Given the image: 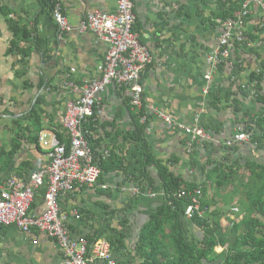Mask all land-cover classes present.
Instances as JSON below:
<instances>
[{"label": "crops", "instance_id": "crops-1", "mask_svg": "<svg viewBox=\"0 0 264 264\" xmlns=\"http://www.w3.org/2000/svg\"><path fill=\"white\" fill-rule=\"evenodd\" d=\"M60 1L64 15L75 28L62 37L48 0H0V186L11 178L29 181L33 172L50 165L53 139L69 142L64 127L68 102L79 98L78 89L86 82L102 76L108 44L92 31L80 32L76 28L92 12L115 13L118 0ZM132 1L135 32L153 55V62L142 75L144 105L188 125L200 118V124L213 131L216 139L190 149L186 134L169 129L155 115L147 131L152 153L159 160L174 158L172 169L187 184H205L203 198L211 206L202 211L218 215L216 220L227 238L226 234L246 216V186L250 182L247 164L264 168V125L257 124L263 110L252 99L236 94L243 113L238 116L232 108L234 97L230 96L240 88H254V74L264 76V0L250 4L246 15L245 0ZM226 21L235 23L244 43L230 44L228 60L208 82L205 77L212 70L208 58L221 42ZM24 32L29 33L28 37ZM13 42L30 51V55L10 52ZM66 83L78 89L67 88ZM261 86L264 88V79ZM213 96L219 97L217 108L211 104ZM129 97L124 88L115 84L101 95L100 109L90 126V139L99 152L122 144L126 133L136 128L137 110L132 108ZM39 102L44 111L41 131L25 133L20 149L11 160H5V154L13 148L15 129L19 128L15 122L27 127L29 122L24 118ZM245 113L249 117L245 118ZM238 118H245L255 127L256 141L228 147L226 142L241 132ZM230 167L231 181L217 186L214 170L225 168L231 174L226 169ZM137 169L134 162L130 170L139 174ZM46 191V186L37 191L32 214L40 216L46 212ZM137 194L140 190L121 173H106L98 186H82L75 193H64L60 207L72 238L88 241L87 237L98 233L104 235L99 240L103 241L108 235L124 234L127 248L112 249L113 257L118 264H143L144 258L137 251L139 236L165 193L159 185L124 211ZM214 218L210 215L212 222ZM182 226L190 241L198 243L203 239L204 231L194 225L192 218L185 216ZM245 231L243 226L241 234ZM236 238H231L230 246ZM165 242L173 256L170 238ZM230 246H217L200 264H223ZM0 264H66V258L57 242L46 234L0 227Z\"/></svg>", "mask_w": 264, "mask_h": 264}, {"label": "built area", "instance_id": "built-area-1", "mask_svg": "<svg viewBox=\"0 0 264 264\" xmlns=\"http://www.w3.org/2000/svg\"><path fill=\"white\" fill-rule=\"evenodd\" d=\"M260 0H245L244 15L248 6ZM264 13V4H262ZM53 16L60 29V37L70 33L75 28L69 23L63 13L60 0H55ZM136 15L132 0H118L117 11L113 14L95 11L88 14L86 20L76 28L80 32L92 31L96 37L107 43L108 54L104 60L102 76L99 79L86 82L80 89L74 84L66 83L65 87H74L80 92L76 100L67 104L64 127L69 136L68 143L53 139L50 152V165L30 176L29 181H19L15 178L7 179L0 186V227H16L24 233L38 231L54 239L63 251L66 264H118L113 257L111 244L100 241L93 249L92 256L88 257V241L74 239L66 227L67 218L62 214L60 198L64 193H74L79 187L98 186L101 168L89 143L85 124L93 118L100 109L101 95L106 89L115 84L124 88L130 96L133 108L141 109L144 106V86L142 75L145 68L153 62L150 50L142 44L139 35L135 32ZM264 24V22H263ZM236 38L244 40L243 34L232 21L224 23V34L218 48L208 58L211 72L205 80L210 82L212 74L228 60L229 49H223V44ZM208 88L205 94H208ZM161 118L169 129L176 130L188 136V147L191 149L201 143L216 142L210 130L200 124L197 118L192 125L174 120L171 116L157 112L154 108H146V114L141 122L146 123L153 116ZM254 133L239 132L226 142L228 147L251 142ZM110 151L103 152L106 160ZM46 186V212L40 216L31 213L35 196L40 187ZM200 190L197 195H201ZM180 197L183 194H178ZM203 217L200 198L193 199L185 216L192 218L195 215Z\"/></svg>", "mask_w": 264, "mask_h": 264}, {"label": "trees", "instance_id": "trees-1", "mask_svg": "<svg viewBox=\"0 0 264 264\" xmlns=\"http://www.w3.org/2000/svg\"><path fill=\"white\" fill-rule=\"evenodd\" d=\"M54 2L55 0H48L52 8L54 7ZM24 35L28 37L29 33L24 32ZM232 42L240 45L244 43V40L239 42L234 38L230 42L223 44V49H229ZM10 52H22L25 56L30 55V51L21 49L16 42L11 44ZM225 63L226 61L223 64ZM263 79V75L254 74L252 76L254 88L250 85V87L240 88L237 93L230 95L234 97L231 101L232 108L238 116L243 113L241 100L238 99V96H235L236 94L241 95L244 99H252L261 107L263 114L258 116L257 124L259 126L264 125V88L261 86ZM44 84L42 82L41 86ZM49 86L50 83H48ZM218 98V96H215V98L213 96L211 99V104L215 108H217L218 102L220 101ZM129 99L131 101L130 97ZM43 113L42 103L39 102L24 118L29 122L27 127H22L19 121L15 122L19 128L17 130L15 129L16 136L13 140V148L11 153L5 154V160H11L20 149L22 141L25 138V133H32L33 131L38 133L41 131V117ZM145 114L146 106L144 105L143 108L137 110L135 115L136 128L134 131L126 133L123 137L122 144L119 143L112 149H108L110 156L106 160L102 157L104 151L99 152L90 139L92 132L90 126L96 120V114L85 124L87 139L93 148L96 161L101 168V175L98 182L106 173H121L133 183L134 187L140 190V194L133 196L131 203L124 211L132 208L143 195L148 194L150 191H156L159 185L163 187L165 198L157 211L151 214L150 221L142 230L137 243V251L144 258L143 264H200L215 252L217 246L229 247L231 245L229 241L233 237L237 238L234 244L230 246L229 254L223 264H264V168L251 163L247 164L246 172L250 177V182L246 186L248 194L247 206L244 210L246 213L244 221L241 224H235L231 232L226 234L227 238H225L222 235L223 229L216 220L218 215L215 212L208 215L203 214V217L196 214L192 217L193 223L204 231V236L200 242H192L184 232L182 220L185 217L188 207L193 204V199L196 197L200 198L201 208L203 210L206 211L210 208L211 202H207L203 198L206 186L205 184H187L182 176L178 175L172 169L176 163L174 158L168 160H159L156 158L152 153V143L147 133L152 118H149L145 124L142 123L141 117ZM247 116L249 117L247 114L244 115L245 118ZM245 118H238L239 124L242 126L240 131L253 133L255 127L247 122ZM252 141H256L255 136H253ZM132 160H135L134 162L139 168L137 169L139 174H135L130 170L134 164ZM226 169L230 170L231 174H228L225 168H221V170L216 168L214 170L216 180L218 181L217 186H223L225 183L231 181L233 169L231 167ZM198 190L202 192L200 196L197 195ZM179 193L183 194V196L180 197L178 195ZM210 215L215 216L213 222L210 219ZM243 226L246 227V231L241 234V228ZM169 229L170 231L167 232ZM103 236L95 233L93 236L87 237L89 244L88 257L92 256L95 245L100 242L99 240ZM125 238L124 234L117 233L115 235H108L106 240L103 241H108L112 249L121 251L127 248ZM167 238H170L171 246L174 247L175 252L173 256L170 255V248L165 242Z\"/></svg>", "mask_w": 264, "mask_h": 264}]
</instances>
